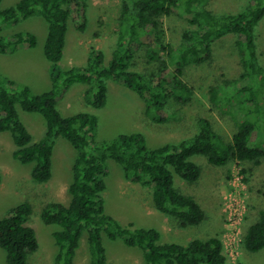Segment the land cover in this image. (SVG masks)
I'll return each instance as SVG.
<instances>
[{"label":"trees","instance_id":"trees-1","mask_svg":"<svg viewBox=\"0 0 264 264\" xmlns=\"http://www.w3.org/2000/svg\"><path fill=\"white\" fill-rule=\"evenodd\" d=\"M87 4L88 0H18L9 7L0 6L4 25L16 24L35 14L44 18L47 34L43 51L50 63L51 79V88L40 94H32L27 86H19L12 79L0 84V132H10L15 158L33 163L31 177L36 182H47L52 176L53 147L58 137H64L76 150L72 179L67 187L69 200L48 201L40 213L44 223L59 227L53 232L57 252L52 264H74L85 233L90 254L88 264H107L103 232L112 240L120 238L127 246L139 249L143 257L140 264L226 263L219 235L195 238L186 244L161 243L158 229L138 228L131 223L122 226L106 213L102 196L106 188L105 161L114 160L121 165L127 179L150 187L154 208L175 218L181 227L197 225L205 219L196 198L174 185V174L188 183L199 179L201 168L191 157L201 155L215 166L235 160L241 165V173L264 161V142L251 141L253 133L264 127V63L258 59L255 34L264 17V0H249L239 12L222 14L206 7L207 0H122L120 27L111 58L106 61L102 50L92 48L86 65L62 69L59 61L68 21L73 20L78 30H85ZM176 11L186 14L189 27L182 31L181 42L174 49L165 42L162 17ZM228 34L236 36L239 78L250 79L236 88L234 94L225 87L236 84L238 78L225 79L222 84L210 87V99L216 107L234 101V106L244 114L230 140L215 131L211 120L200 117L195 134L178 142L150 148L141 132H133L99 144L93 134L97 126L93 113L79 111L63 115L57 107L71 85L83 83L88 85L87 103L102 108L107 100L106 81L117 80L137 93L152 121L165 122L170 118L168 105L172 101L186 103L193 93L182 79L186 67L208 61L212 43ZM148 35L153 40L147 44V56L159 62L156 72H143L135 63L136 50ZM36 43L35 34L30 32L0 36V52H12L21 44L34 47ZM160 52H167L174 66L170 73L168 62ZM224 90L223 97H219V91ZM17 103L23 110L43 116L45 130L40 140L32 139L18 115ZM1 179L0 172V182ZM243 180L248 179L243 176ZM32 212V206L23 202L0 218V247L5 250L6 264H27L29 254L38 250L35 230L26 223ZM242 246L251 252L264 248V208L259 209L257 219L246 227Z\"/></svg>","mask_w":264,"mask_h":264},{"label":"rangeland","instance_id":"rangeland-1","mask_svg":"<svg viewBox=\"0 0 264 264\" xmlns=\"http://www.w3.org/2000/svg\"><path fill=\"white\" fill-rule=\"evenodd\" d=\"M18 0H2V8L14 5ZM249 0H207L206 7L215 13H235L248 5ZM122 0H88L87 24L83 31L74 25L73 20L67 24L66 42L63 56L59 61L62 69L73 66H84L92 48L104 52L105 60H109L116 44V32L120 27L119 17ZM165 42L176 49L181 42L182 31L189 27L186 14L180 11L162 17ZM17 32H30L36 36V45L30 47L19 45L12 52H0V84L5 79L14 80L19 86H27L32 94H40L51 88L50 63L44 55V42L47 34V23L41 15H32L16 24L4 25L0 18V36H9ZM258 59L264 63V17L255 28ZM236 36L228 34L212 43L211 58L200 64L186 67L182 79L192 89L191 98L186 103L172 101L167 111L170 114L165 122H154L145 113L144 102L137 93L122 84L121 81L107 80V100L102 108H94L86 101L88 85L75 83L65 92L57 103L61 114L69 115L79 111L93 113L97 117L94 139L102 144L113 140L120 134L141 132L145 136L148 147L154 148L167 142H178L189 138L197 131V119L205 117L211 120L215 131L230 140L236 125L244 118L241 110L234 106V101L226 106L216 107L210 99V87L222 84L225 79L238 78L236 84H227L226 91L234 94L236 88L250 82L249 78H239L240 57L235 45ZM153 36H145L144 44L136 50L135 63L143 72H156L157 60H149L147 44ZM168 62V72L174 66L167 52H160ZM263 55V58H262ZM236 85V86H235ZM224 91H219L223 97ZM91 95V93H89ZM79 97H85L82 103ZM264 97V96H263ZM67 100L72 101L68 105ZM85 101V102H84ZM264 103V100L262 101ZM264 105V104H263ZM264 107V106H263ZM21 121L27 126L34 141L42 138L45 130L43 116L37 112H28L16 104ZM263 110V109H262ZM250 117V116H248ZM258 132V131H257ZM254 132L251 141L264 142V127ZM264 144V143H263ZM15 145L10 132H0V218L8 210L20 203L28 202L32 206V214L26 223L35 230L39 243L36 252L29 254L27 264H52L57 245L53 232L59 227L46 224L40 218L43 205L51 200L66 203L70 196L67 191L72 179V164L76 156L75 148L64 137H58L54 143L52 155V176L47 182H36L31 177L33 163H23L13 156ZM201 168L197 181L188 183L174 174V185L192 194L205 212V219L197 225L181 227L177 220L164 213L154 214L152 190L148 186L132 182L124 176L121 165L112 159L105 161L107 174L104 177L106 188L102 193L105 212L113 216L122 226L131 223L138 228H156L160 232V242L186 244L192 239H206L219 235L222 237L228 229L226 209L237 196L232 186L234 176L241 165L235 160L223 166L209 163L205 157H191ZM240 176L246 188L240 191L246 210L241 222L243 232L258 217L260 208H264V161L252 170ZM150 212V213H149ZM102 241L106 249L107 264H140L142 253L136 247L127 246L120 238L110 239L104 232ZM224 251V264H264V248L248 251L242 242L238 253L232 259ZM90 258L87 234L81 238L74 264H88ZM0 264H6L5 250L0 247ZM201 264H207L202 262Z\"/></svg>","mask_w":264,"mask_h":264},{"label":"built area","instance_id":"built-area-1","mask_svg":"<svg viewBox=\"0 0 264 264\" xmlns=\"http://www.w3.org/2000/svg\"><path fill=\"white\" fill-rule=\"evenodd\" d=\"M245 184L246 183L240 176V168H238L237 175L234 176L232 183L234 190L230 191V196L232 193H236L238 197L234 196V201L227 206L226 221L228 223V229L224 232L222 237H220L223 243V252H227L232 259H234V256L238 253L239 246L243 239V236H241L243 232V222L241 221L246 210V204L244 199L240 196V191L246 188Z\"/></svg>","mask_w":264,"mask_h":264},{"label":"crops","instance_id":"crops-1","mask_svg":"<svg viewBox=\"0 0 264 264\" xmlns=\"http://www.w3.org/2000/svg\"><path fill=\"white\" fill-rule=\"evenodd\" d=\"M78 99V102L79 103H82L83 102V100L85 99V97H79V98H77ZM67 102H68V105L70 106L71 105V102L72 101H70V100H67ZM85 102V101H84ZM156 209L153 211L154 212V214H156ZM158 212V211H157ZM150 213V212H149Z\"/></svg>","mask_w":264,"mask_h":264}]
</instances>
